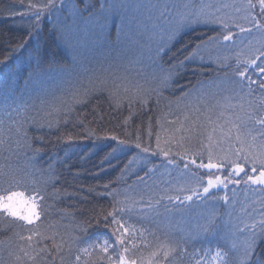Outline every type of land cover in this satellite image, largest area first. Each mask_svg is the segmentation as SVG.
I'll use <instances>...</instances> for the list:
<instances>
[{
	"label": "snow or ice",
	"instance_id": "snow-or-ice-1",
	"mask_svg": "<svg viewBox=\"0 0 264 264\" xmlns=\"http://www.w3.org/2000/svg\"><path fill=\"white\" fill-rule=\"evenodd\" d=\"M66 8L71 25L67 18L60 20ZM229 8L240 15L221 12ZM94 9L96 5L86 4L85 0H68L67 3L65 0H35L28 4L26 11L15 13L28 16L32 23L0 59V161H7L0 162V213L27 225L36 221L43 224L48 219L49 191L59 196L61 189L57 185L62 177L57 171L60 163H53L58 160V154L50 156L43 164L41 161L46 154L48 137L56 132L64 131L66 135L57 140L63 139L72 146L75 135L68 128L71 125L84 139L93 141L92 149L104 151L99 165L102 171L104 165L118 167L113 161L119 162L121 157H131L124 164L122 174L138 164L155 167L156 161L152 158L157 156L176 168L182 160L185 172L191 171L193 177L197 175L193 168L207 170L195 180L194 187L179 189L183 195H162L156 202L159 205L167 199L174 206L164 205L165 212H187L193 205L205 207L197 217L193 234L187 239L181 236L179 240L175 237L169 240L166 233L165 241L151 257H157L160 251L168 257L182 251L181 243L187 247L188 240L211 237L223 242L220 244L223 252L216 253L217 258L224 257L221 264H264V201L257 217L250 221L233 223L230 215L226 220V214L217 211L218 201H223L225 206L230 203L226 194L219 195V189H227L229 184L259 186L251 190L264 193V0L217 6L203 0H100L98 10ZM45 20L51 25L49 31L57 43L65 47H104L114 32L116 41L123 43L125 50L118 51L115 58L97 61L98 70L83 65V71L60 67L55 59L48 60L41 47L32 43L43 31ZM235 29L244 35L237 34ZM198 30L215 35L199 37L191 48L184 45L183 59L171 61L165 69L163 56L172 45L188 31ZM126 50H135L136 55L128 57ZM116 65L125 68L124 74L111 71ZM209 65L216 66L215 78L196 79L195 83L189 80L178 96L176 92H169L174 100L166 99L164 92L176 83L174 77L181 69L192 67L191 75L200 77L208 71ZM196 68L201 71L197 72ZM129 70L135 72L134 77L128 74ZM221 70L226 72L227 79H220ZM53 71L59 73L60 79L46 81L44 77ZM221 84L227 86L225 91H230V95H221ZM57 91L61 93L59 96H56ZM26 93L27 100L24 99ZM49 96L55 97V103L48 101ZM34 100L40 101L39 107ZM210 101L215 104L211 105ZM209 107L231 110V113L223 123L209 118L212 130L207 134V143L200 140L199 150L184 142L176 143L174 150V138L162 147L160 130L155 132V148L152 147V113H160L156 124L162 130V120L181 123L183 127L184 122L168 119L175 115L174 108L184 112L187 121L192 113L199 116ZM53 114L54 120L49 118ZM224 114L221 111V117ZM145 116L148 117L146 136L138 127L133 141L130 130L138 118L142 126ZM117 127L126 135L121 136ZM4 152L9 155L4 156ZM21 153L29 159L31 169L23 174L11 162L13 155L19 157ZM67 163L65 158L63 164ZM28 181L32 183L33 194L25 195L17 189ZM93 191L99 192L102 198L109 197L112 203L99 210L95 206L81 209L84 223L76 224L73 231L83 232L84 236L49 235L40 225L28 229L27 237L16 233L21 240L27 239L30 243L9 252L15 264H137L133 259L136 253L129 247L136 229L125 217L132 209L118 200L107 184L102 191ZM94 223L96 230L89 232ZM11 227L15 225L10 224ZM240 233L244 235L237 243L235 238ZM33 234L40 238L35 244L31 243ZM49 239L51 246L46 243ZM3 243L0 241V247ZM132 248H135L134 243ZM85 256H90L91 260L86 261ZM151 257L148 264H154ZM193 259L195 264H201L195 254ZM141 264H144L143 259Z\"/></svg>",
	"mask_w": 264,
	"mask_h": 264
},
{
	"label": "trees",
	"instance_id": "trees-1",
	"mask_svg": "<svg viewBox=\"0 0 264 264\" xmlns=\"http://www.w3.org/2000/svg\"><path fill=\"white\" fill-rule=\"evenodd\" d=\"M232 2L239 4L246 2V0H210L213 6H217L221 3ZM35 2V0H0V59H3L5 51L11 50V46L15 45L21 37L27 32L32 21L26 15L15 14L18 11H26L28 4ZM66 3L68 0L65 1ZM100 0H85V3H91L96 5L98 10ZM205 2V0H203ZM70 7V5H69ZM83 7V5H81ZM231 15H237L238 13L229 8ZM214 10V9H213ZM258 10V9H257ZM222 9L221 12H224ZM240 15V13H239ZM67 18V23L71 25L72 20L68 14V8L60 14V20L64 21ZM55 19V17H54ZM43 31L39 37H34L32 43L41 47V49L47 54L48 60L55 59L56 63L63 68H74L76 71H83L81 65L90 69H97V61H101L107 57L115 58L117 52L125 50V46H122L121 42H117L115 33L113 32L111 38L108 40L104 47L88 46V47H65L62 44H58L56 37L49 31L51 25L47 20L43 22ZM239 35L238 29L234 30ZM210 35H215L212 32L203 31H188L183 35L178 42L174 43L171 50L167 52V55L163 56V67L167 69L169 63L175 59H183L181 49L184 45H189V48L195 45L198 38L204 36L205 38ZM53 54H55L53 56ZM128 57L136 55L135 50H126ZM26 55V54H25ZM147 58V56H145ZM158 59V58H157ZM127 62L125 61V64ZM48 67L47 64L44 65ZM208 71L203 76L193 77L191 75L193 68L181 69L180 74L176 75L174 83L171 88L166 89L164 95L166 99H175L170 97L169 92H176L177 96L180 94L182 86L188 84L191 80L195 83L196 79H203L208 81L217 76V72L214 70L215 65H209ZM197 72L201 69L196 68ZM117 75L124 74L125 68L119 65L114 66L111 69ZM130 76H135V72L129 70ZM221 80L227 79V74L224 70L219 72ZM46 81H56L60 79L59 73L53 71L48 76L44 77ZM23 84V80L20 81ZM50 86V83L49 85ZM255 87V86H253ZM226 85L221 84V95H230V91H225ZM259 92V89H257ZM61 93L56 92V96ZM33 96L35 94H32ZM28 94H24V99H28ZM255 99V97H253ZM48 101L55 103V97L49 96ZM33 101H30L32 103ZM37 107H39L40 101L34 100ZM233 103H236L234 100ZM211 105L215 104V101H210ZM175 115L169 116V120H178L184 122L183 127L181 123H166L163 122V129H158L156 124L157 116H160L159 112L152 113V147L155 148V132L160 130L161 132V146L166 147V141L174 138L172 147L175 150L176 143L184 142L191 144L197 150L200 148V140L203 139L207 143V134L212 130L211 121L215 122L219 119L221 123L228 119L231 110H222L219 107H209L199 116L192 113L187 121H185V113L173 109ZM224 111V116L221 117L220 113ZM237 112L239 109L236 110ZM126 114V113H125ZM51 119H55L53 114ZM116 122L113 121V124ZM148 117L143 118V125L141 126V119H137L136 124L131 128L133 141L135 139L136 130L139 127L140 131L145 134L147 132ZM75 135V140L72 146H69L63 139L57 140V137H64L66 134L64 131L56 132L55 135L48 137L46 142V154L43 157V164L49 160L50 156H56L58 154V160L53 163H60V168L57 169L61 173V179L58 182L57 187L61 189L59 196L54 195L51 190L49 191L50 199L48 201L51 205L48 219L41 224L40 221H36L33 225H27L23 221H16L12 217H7L5 214L0 213V241L4 242L0 247V261L3 264H15L14 258L9 255V252H16L21 246H27L30 242L25 239L21 240L16 233H21L25 237L29 235L28 229H33L37 225H40L41 230H47L49 235L56 233L67 235H80L85 234L80 231H73L76 224L84 223V219L81 216V209L85 207L95 206L97 210L99 207L108 208L112 203L109 197H101L99 192L93 191L94 189L103 190L104 185H109V190L113 191L117 195V199L124 202V204L131 208V213H126L125 217L128 222L136 229V235L131 237L129 241V247L136 255L133 257L137 261V264H141L143 259L144 264H148V258L151 257L152 252L158 251L160 244L165 241V234L168 233V239L171 240L175 237L177 240L181 236L187 237L193 234L196 230L197 217L200 214L201 209L205 206L200 205L197 208L193 205L190 211L174 210L171 212H165L164 205L174 207L169 204L167 199L161 201L158 205L156 202L161 200V196L167 195H183L179 192L182 187H194L195 180L199 178L202 173H206L207 170L192 169L197 173L193 177L192 172H185L183 168V161H179V168L172 165H168L163 162L162 156L153 157L156 161V166L148 164L147 167L142 165H134L132 171L121 173L124 164L127 163L131 157H121L119 162L113 161V164H119L118 167L110 168L108 165H104L102 171L99 167L101 158L104 156V151L92 149L90 146L93 141L90 139H84L83 134L76 129H72L71 125H68ZM191 129V131L189 130ZM117 132L124 136L126 133L120 132L117 127ZM218 134V133H217ZM182 137L184 140L182 141ZM190 138V139H189ZM147 142V137H146ZM183 149H181L182 151ZM218 150V149H217ZM135 151V150H134ZM4 156H8V152H4ZM86 157V158H85ZM67 158V165L63 164V160ZM178 159V158H177ZM207 156L205 155V162ZM7 162V161H0ZM13 165L18 167L22 174L24 171H30L29 159L21 153L19 157L13 155L11 157ZM39 167V165H36ZM192 167V166H190ZM152 168V172H148V169ZM147 173V174H146ZM138 174V175H137ZM142 178V179H141ZM39 179V177H37ZM206 183V176L204 179ZM259 186H248L245 184L233 185L229 184L227 189L220 188L219 195H227L230 203L224 205L223 201L217 202V211L221 214H226L225 219H228V215L231 216L233 223H240V221H250L257 217V213L260 211L261 202L264 201V193L259 191H252L251 189L258 188ZM32 183L28 181L20 186L19 189L25 192V195L31 193ZM2 191V189H0ZM216 191V189H213ZM63 197V198H61ZM75 216V219L73 217ZM10 224H14L15 227L9 228ZM95 223L93 227L89 229V232L96 230ZM101 231H108L107 229H100ZM143 233V235H141ZM243 233L238 234L235 238L239 243L243 238ZM110 236V232H109ZM40 239L37 235H32V244ZM57 242L60 240V236H56ZM114 240V238H113ZM43 243V242H42ZM46 243L51 246L52 241L49 239ZM135 244V248H132V244ZM222 241L213 239L211 237H201L195 240H188L187 247L181 243L180 248L182 251L173 252L168 257L163 255L160 251L157 257H151L154 264H195L193 259L194 254L199 258L201 264H221L224 259L223 256L217 258L216 253L218 251L223 252V248L220 247ZM91 253L92 250L90 249ZM131 253H129L130 255ZM73 255V260H74ZM86 261H90V256H85Z\"/></svg>",
	"mask_w": 264,
	"mask_h": 264
},
{
	"label": "rangeland",
	"instance_id": "rangeland-1",
	"mask_svg": "<svg viewBox=\"0 0 264 264\" xmlns=\"http://www.w3.org/2000/svg\"><path fill=\"white\" fill-rule=\"evenodd\" d=\"M66 1V0H65ZM204 3H210V0H205V2ZM226 3H232L231 1L230 2H226ZM221 4H223V3H221ZM221 4H219V5H221ZM222 10V9H221ZM231 10L230 9H225V11L224 12H230ZM237 15H239V13L237 14ZM241 22H243V21H241ZM115 38H116V35H115ZM122 46H125L123 43H122ZM145 59V61H146V63L148 62V60H147V58H144Z\"/></svg>",
	"mask_w": 264,
	"mask_h": 264
}]
</instances>
